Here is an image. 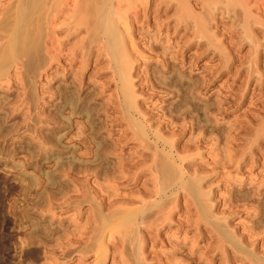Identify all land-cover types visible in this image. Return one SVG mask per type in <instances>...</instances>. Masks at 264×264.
<instances>
[{
  "label": "rangeland",
  "instance_id": "obj_1",
  "mask_svg": "<svg viewBox=\"0 0 264 264\" xmlns=\"http://www.w3.org/2000/svg\"><path fill=\"white\" fill-rule=\"evenodd\" d=\"M64 1L69 3L63 5L66 10L72 0ZM188 1L194 8L193 17L189 16L190 6L186 17L185 5L178 8L180 1H176L171 9L163 6L160 12L142 14L132 22L134 42L124 58L131 62L132 81L128 85L133 91L126 97L110 56L99 53L97 43L88 55L76 45L91 34L85 25L72 36L65 32L68 38L62 36L64 33L61 40L58 36L50 53L52 46L43 38V56L34 67L26 53L14 56L11 41L26 0H0V264H96V255L80 251L82 241L70 234L69 238L67 229L74 232L82 226V230L88 222L87 227H91L93 218L88 216L107 200L114 203L127 193L142 194V189L152 185L151 170L136 180L128 165L137 159L151 165L155 151L171 148L187 155L178 163L186 173L191 171L187 180L196 195L175 191V203L169 205H176L175 213L171 224L162 227L160 239L168 234L181 237L180 241L187 237L186 247L182 251L178 245L159 241L156 253L151 254L148 247L146 263L264 264V0ZM154 2L152 6L158 4ZM61 16L63 20L67 17L66 22L61 18L59 22L68 29L72 20ZM26 22L25 27L33 30V24ZM49 54L56 56L53 62ZM84 98L89 101L80 105ZM73 99L81 109L70 104ZM134 123L145 126L141 138H137ZM97 150V157L109 160L107 177L98 173L102 164L93 162ZM88 157L93 161L87 162ZM118 170L126 172L123 179ZM127 178L130 180L125 181ZM109 195L114 197L108 199ZM200 197L207 201L201 202ZM122 256L117 254L114 260L111 255L105 264H118L116 261L125 258Z\"/></svg>",
  "mask_w": 264,
  "mask_h": 264
},
{
  "label": "bare ground",
  "instance_id": "obj_2",
  "mask_svg": "<svg viewBox=\"0 0 264 264\" xmlns=\"http://www.w3.org/2000/svg\"><path fill=\"white\" fill-rule=\"evenodd\" d=\"M19 1V0H18ZM64 1V0H63ZM61 1V0H26V5L24 7L26 8H22V11L24 10V15L23 18L21 19H16V21L18 20L15 30H14V41L12 39L11 42H13L12 44H14V50H13V55H19L22 53V55L24 56V54H27V58L28 56L31 58H28L29 60H31V64L33 63L32 67H34L37 63H39V61L41 60L40 58L43 56L41 55L40 57V42L41 40H43V38H45L44 40L47 41L48 45L49 43L51 44V48L49 49V53L50 51H53V48L56 47L54 46V41H56L58 43V36H59V40L60 39V35H62V33H64L65 37H69V35L71 34V36L73 34H77L75 33V31H79L80 29H82V27H84L89 31H87V33H91L90 36L84 40H82L79 44H76L77 46H80V48L82 50H84L85 54L88 55V51L92 48L93 43H97L98 47L100 48L99 50H97L99 53H101L103 55L106 54L108 56H110V58L112 59V61L115 62L116 65V73H118L119 79L121 81V83L123 84V94L127 97V95L129 93H132L131 89L129 88L128 83L131 80V62L128 61V58L125 55H128V51L131 50V46L133 43L132 42V38H133V31H132V22L136 19H139L141 17L142 14L144 15H148L149 13L153 14V12L158 11L159 12L161 9H163V6H166V8H170L173 7L174 2L176 3V1H180L178 2V8L179 6L182 7L184 6V8L182 7V9H184L186 11H182V9L180 10V13L184 14L186 17H188L189 15V11L192 10V7L190 6V1L188 0H156L158 2V4L156 5V1L153 2L155 3L154 6H152V0H70V7H67V9L65 10L66 7H63V5L66 6V4L68 3L67 1ZM188 5H186V2ZM212 1V0H211ZM67 2V3H66ZM199 2V4H201L200 1L197 0V3ZM203 2V1H202ZM211 3L210 1H206ZM215 2V1H214ZM218 2V1H216ZM227 2V0H226ZM239 2V1H238ZM248 2V1H247ZM23 3V2H22ZM229 3V2H228ZM234 3V2H233ZM24 4V3H23ZM45 4V7L42 6ZM69 4V3H68ZM67 4V6H69ZM150 4V6H149ZM195 4V3H194ZM221 4V3H220ZM224 4V3H223ZM222 4V6H223ZM241 5V3H239ZM22 5V4H21ZM128 7H127V6ZM208 5V4H206ZM211 5V4H210ZM231 5V4H229ZM228 5V6H229ZM127 8H126V7ZM141 6V7H139ZM190 6V7H187ZM196 6V5H195ZM202 5H200L201 7ZM209 6V5H208ZM213 6V5H212ZM226 6V5H225ZM224 6V7H225ZM23 7V6H22ZM42 7V8H41ZM44 7V9H43ZM197 7V6H196ZM203 7V6H202ZM201 7V8H202ZM242 7V6H241ZM251 7V6H250ZM161 8V9H160ZM177 8V13L179 12ZM188 8L190 10H188ZM216 8V7H215ZM214 8V10H216ZM229 8V7H228ZM238 8V7H237ZM42 9V10H41ZM175 9V8H174ZM204 9V8H203ZM207 9V8H205ZM210 9V8H209ZM219 9V8H218ZM234 9V8H233ZM236 9V8H235ZM42 13H40L41 11ZM167 10V9H166ZM194 10V8H193ZM193 10H192V15L190 14L189 16L193 17ZM221 10V9H220ZM223 10V9H222ZM182 11V12H181ZM197 11V10H196ZM202 11V10H200ZM39 12V13H38ZM165 12V11H164ZM204 12V10H203ZM207 12V11H206ZM211 12V10H210ZM215 12V11H214ZM18 13V12H17ZM23 13V12H22ZM21 13V14H22ZM157 13V12H156ZM196 13V12H195ZM201 13V12H200ZM235 13V12H234ZM243 13V12H242ZM62 14H65L68 16L69 19H71L72 21L68 24V29H66L64 26V24L61 23V20L59 22V18L62 19ZM180 14V15H181ZM225 14V13H224ZM184 15H182V18L184 17ZM198 15V14H195ZM204 15V14H203ZM236 15V14H235ZM238 15V14H237ZM248 15V14H247ZM130 16L133 17V19L131 20ZM177 15H175L176 17ZM202 16V14H201ZM206 16V15H205ZM229 16V15H228ZM17 17V16H16ZM22 17V16H21ZM65 17V16H64ZM71 17V18H70ZM157 17V16H156ZM155 17V18H156ZM159 17V16H158ZM157 17V18H158ZM161 17V16H160ZM159 17V18H160ZM180 17V16H178ZM192 17H189L192 18ZM249 17V16H247ZM246 17V20H247ZM177 18V17H176ZM180 18V20L182 19ZM214 18V17H213ZM67 19V17H66ZM65 19V20H66ZM131 21H130V20ZM186 20V23H190L187 22V18H184ZM183 19V20H184ZM201 19V18H199ZM29 20H31L29 23L32 25L34 29L31 30V26L29 27H25V23L24 22H28ZM63 20V19H62ZM63 20V21H65ZM39 21V22H37ZM137 21V20H136ZM135 21V22H136ZM139 21V20H138ZM164 21V20H163ZM252 21V19H251ZM254 21V20H253ZM26 22V23H27ZM43 22V23H42ZM66 22V21H65ZM185 22V21H184ZM247 22V21H246ZM29 23H27L29 25ZM181 23V21H180ZM39 24V25H38ZM135 24V23H134ZM161 24V23H160ZM183 24V23H182ZM43 25V26H42ZM185 25V24H184ZM192 25V24H191ZM205 24H202V26ZM208 25V24H207ZM177 26V25H176ZM175 26V27H176ZM206 26V25H205ZM204 26V27H205ZM209 26V25H208ZM137 27H139L137 25ZM189 27V24H188ZM191 27V26H190ZM189 27V28H190ZM160 28V27H159ZM195 28V27H194ZM245 28V26H244ZM14 29V28H13ZM12 29V30H13ZM74 29V30H73ZM85 29V31H86ZM142 29V28H141ZM144 29V28H143ZM148 29V28H147ZM156 29V28H155ZM187 29V28H186ZM185 29V30H186ZM197 30L198 27L196 28ZM42 30L44 33H42ZM74 32H73V31ZM152 30V29H151ZM177 30V29H176ZM184 30V29H183ZM81 31V30H80ZM159 31V30H158ZM191 31V30H190ZM193 31V30H192ZM209 31V30H208ZM65 32L67 34V36L65 35ZM135 32V31H134ZM142 32V31H141ZM187 32V30H186ZM202 33V31H200ZM73 33V34H72ZM145 33V31H144ZM148 33V32H147ZM192 33V32H191ZM199 33V32H198ZM206 33V31H205ZM210 33V32H209ZM208 33V34H209ZM204 34V33H203ZM154 35V34H153ZM201 35V34H200ZM199 35V36H200ZM145 36V35H144ZM148 36V34H147ZM203 36V35H202ZM67 37V38H68ZM135 37V36H134ZM141 37V36H138ZM159 37V36H158ZM66 38V39H67ZM145 38V37H144ZM204 38V37H203ZM65 39V40H66ZM154 39V38H153ZM160 39V37H159ZM64 40V39H63ZM136 40V39H135ZM78 41V40H77ZM44 42V41H43ZM60 42V41H59ZM65 42V41H64ZM63 43V42H62ZM11 44V45H12ZM155 44V43H154ZM136 45V44H135ZM54 46V47H53ZM64 46V45H63ZM95 46V45H94ZM45 46H43L44 49ZM137 47V46H136ZM9 48L10 45H9ZM13 48V47H12ZM73 48V47H72ZM79 48V47H78ZM57 49V48H56ZM75 49V48H74ZM73 49V50H74ZM11 51V49H9ZM60 49H58L59 51ZM76 50V49H75ZM92 50V49H91ZM136 50V49H135ZM139 50V49H138ZM56 51V50H55ZM61 51V50H60ZM71 51V49H70ZM69 51V52H70ZM81 51V50H80ZM47 52V53H48ZM131 52V51H130ZM24 53V54H23ZM64 53V52H63ZM79 53V52H78ZM83 53V52H82ZM81 53V54H82ZM83 53L82 57L85 56V54ZM134 53V52H133ZM175 53V52H174ZM46 54V53H45ZM72 54V53H71ZM91 54V53H90ZM89 54V55H90ZM98 54V53H97ZM100 54V56H101ZM132 53H130L131 55ZM20 57H23V56ZM54 55V54H53ZM86 55V56H87ZM99 55V54H98ZM97 55V56H98ZM26 57V55H25ZM89 57V56H88ZM135 57V56H133ZM45 58V57H44ZM49 58L50 61L53 62V60L56 58V56H52L49 54ZM85 58V57H84ZM99 58V56H98ZM103 58V56L101 57ZM19 59V58H18ZM58 59V58H57ZM56 59V60H57ZM60 59V58H59ZM133 59V58H132ZM138 59V58H137ZM76 60V59H74ZM73 60V61H74ZM78 60V59H77ZM79 61V60H78ZM89 61L88 59L86 60V62ZM131 61V58H130ZM29 62V61H28ZM82 62V61H81ZM84 62V63H86ZM129 62V63H128ZM49 63V62H48ZM65 63V62H64ZM88 63V62H87ZM86 63V64H87ZM111 63V61H110ZM42 64V63H41ZM45 64V63H44ZM130 64V65H129ZM3 65V64H2ZM26 65V64H25ZM85 65V64H84ZM83 65V66H84ZM4 66V65H3ZM51 66V65H49ZM27 67V66H26ZM29 67V66H28ZM39 67V66H38ZM85 67V66H84ZM71 68V67H70ZM103 68V67H102ZM27 69V68H26ZM98 69V68H97ZM135 69V68H134ZM80 70V69H79ZM83 70V69H82ZM154 70V69H153ZM4 71V69H3ZM26 71V70H25ZM28 71V70H27ZM100 72V71H99ZM174 72V70H173ZM96 73V72H95ZM1 74V73H0ZM94 74V73H93ZM94 76V75H93ZM177 76V75H176ZM78 77V76H77ZM1 78V77H0ZM35 78V76H34ZM51 78V77H50ZM33 78H31L32 80ZM75 80V79H74ZM163 80V79H162ZM89 81V80H88ZM78 82V81H77ZM118 83V82H117ZM67 85V84H66ZM69 85V83H68ZM195 85V84H194ZM169 86V85H168ZM67 87V86H66ZM196 87V86H195ZM73 88V87H72ZM103 88V87H102ZM169 88V87H168ZM170 89V88H169ZM173 89V86H172ZM47 90V89H46ZM71 91V90H70ZM116 91V90H115ZM178 92V91H176ZM48 93V92H47ZM52 95V94H51ZM56 95V94H55ZM122 95V94H121ZM72 96V95H71ZM74 96V95H73ZM135 96V95H134ZM188 96V95H187ZM118 97V96H117ZM189 97V96H188ZM50 98V97H49ZM80 98V97H79ZM131 98V97H130ZM129 98V99H130ZM134 98V97H133ZM193 98V97H192ZM128 100V98H126ZM132 99V98H131ZM79 100V99H78ZM125 100V98H124ZM77 100H72L70 102V104H74V106L76 107V109H81L80 105L82 104H86L87 101H89L88 99L84 98L81 100L80 105L76 102ZM131 103V100L128 101ZM184 102V101H183ZM196 102V101H195ZM138 103V102H137ZM177 103V102H176ZM174 104V103H173ZM205 104V103H204ZM133 105V104H132ZM131 106V104L129 105ZM135 106V105H134ZM190 106V105H189ZM210 106V105H209ZM58 107V106H57ZM88 107V106H86ZM99 107V106H98ZM194 107V106H193ZM204 107V106H203ZM73 108V107H72ZM131 109V107H129ZM180 108V107H179ZM188 108V107H187ZM52 109V108H51ZM87 109V108H86ZM91 109V108H89ZM205 109V108H204ZM97 110V109H96ZM132 110H137V108L135 109V107H132ZM183 110V109H182ZM181 110V111H182ZM195 110V109H194ZM83 111V109H82ZM91 111V110H90ZM94 111V110H93ZM106 111V110H105ZM142 111V109H141ZM50 112V111H49ZM140 112V111H138ZM143 112V111H142ZM145 112V111H144ZM200 112V111H199ZM92 113V112H91ZM57 114V113H56ZM67 114V113H66ZM53 115V114H52ZM124 115V114H123ZM71 116V115H70ZM107 118V117H106ZM122 118V117H121ZM59 119V118H58ZM77 119V118H76ZM101 119V118H100ZM130 119V118H129ZM6 120V119H5ZM120 120V119H119ZM126 120V119H124ZM79 121V120H78ZM114 121V120H113ZM118 121V119H117ZM150 121V120H149ZM49 122V121H48ZM89 122V121H88ZM210 122V121H208ZM51 123V122H50ZM207 123V122H206ZM65 124V123H64ZM70 124V123H69ZM102 124V123H101ZM100 124V125H101ZM133 124V123H132ZM140 124V123H139ZM138 123H134L135 127L138 129L136 131L137 134V138H141L142 134H144V127L142 128ZM3 125V124H2ZM1 125V126H2ZM99 125V126H100ZM118 125V124H117ZM206 125V124H205ZM152 127V126H151ZM150 127V128H151ZM105 128V127H104ZM210 128V127H209ZM85 130V129H84ZM114 130V129H113ZM1 131V130H0ZM174 131V130H172ZM50 132V131H49ZM81 132V131H80ZM179 132V131H178ZM177 132V133H178ZM124 133V132H123ZM1 134V133H0ZM109 134V133H108ZM118 134V133H117ZM116 134V136H117ZM169 134V133H168ZM82 135V134H81ZM103 135V134H102ZM125 135V134H124ZM145 135V134H144ZM143 135V136H144ZM154 135V134H153ZM199 135V134H198ZM110 136V134H109ZM155 136V135H154ZM6 137V136H5ZM54 137V136H53ZM133 137V136H132ZM195 137V136H194ZM81 138V137H80ZM86 138V137H85ZM172 138V137H171ZM204 138V137H203ZM39 139V138H38ZM158 139V138H157ZM256 140V139H254ZM253 140V141H254ZM188 141V140H187ZM88 142V140H87ZM105 143V141H103ZM102 142V144H103ZM114 142V141H113ZM157 142V141H156ZM167 142V141H166ZM198 142V141H197ZM196 142V143H197ZM107 143V141H106ZM187 143V142H186ZM38 144V143H37ZM87 144V143H86ZM101 144V143H100ZM203 144V143H202ZM59 145V144H58ZM105 145V144H104ZM117 145V144H116ZM145 145V144H144ZM158 145V144H156ZM169 145V144H168ZM196 145V144H195ZM44 146V145H43ZM102 146V145H101ZM100 146V147H101ZM183 146V145H182ZM190 146V145H189ZM197 146V145H196ZM213 146V145H212ZM225 146V145H224ZM76 147V146H75ZM90 147V146H89ZM106 147V145L104 146ZM110 147V145H109ZM120 147V146H119ZM153 147V146H152ZM172 147V146H171ZM181 147V146H180ZM26 148V147H25ZM99 148V147H98ZM97 148V149H98ZM122 148V147H121ZM151 148V147H150ZM189 148V147H187ZM86 149V148H85ZM89 149V148H88ZM102 151V148H99ZM107 152L108 151V148ZM154 149V148H153ZM166 148H163V150H165ZM170 149V148H169ZM181 149V148H180ZM190 149V148H189ZM104 150V149H103ZM110 150V149H109ZM112 150V149H111ZM110 150V151H111ZM117 150V149H116ZM184 150V148L182 149ZM192 150V149H191ZM224 150V149H223ZM81 151V150H80ZM94 151V150H93ZM98 151V150H97ZM95 151V157H97L99 151L97 152ZM140 151V150H139ZM177 151V150H176ZM175 150H173L172 148L170 150L166 149V152H160L159 150L155 151V155H154V162L152 160V164L150 165V162H141L140 160H135L136 162L133 164H129V170L131 171V173L133 172V176L136 180H138L140 177H142V173L145 170H151L150 172L153 175V180H150L152 182V185H149L148 187H146L145 189H142L143 192L142 194L140 193H127V195L125 194L123 196V194L121 196L123 197H119V195H117L115 192V195H117L116 199L118 198V200H114V198H112L114 200V203H108L109 200H107L106 204H102L101 207L92 210V216H88L93 218L94 224L91 225V227H87V223L85 225V227L83 226V228H81L82 230H80L79 228L82 226H78L79 228L74 229V232H71L73 230V228H71L72 230L69 231V229H64L67 232L65 233V231L63 233L65 234H69L70 235H74L75 237L77 236L83 243L82 244V250L83 252H92L96 255V264H105L106 260L113 255L114 256V260H115V256L117 254H120L122 257L125 256V258L123 260L120 261H116V263H120V264H147L146 263V251L148 249L149 246H151L150 248V253H156V245L159 241L165 242V244L171 245L172 247H176V245H178L177 249H182L186 247V240L187 237L184 239V241H180L179 239L181 238H176L175 234H168V236H165L164 238L160 239L164 232V229H162L163 226H167L170 225L172 218L174 216L175 213V209H176V205L175 206H170L172 205V199L173 197L176 195L177 192H175L176 190L178 192H180V190L185 193V194H190V195H196V189H194V186L190 183V181L187 180V175H188V171L187 173L182 169V164H179L178 162L180 161L181 163L185 160V156L187 158V155H183L181 156L179 153V151L176 152ZM228 151V150H227ZM71 152V151H70ZM106 152V153H107ZM118 152V151H117ZM182 152V151H181ZM229 152V151H228ZM92 153V152H90ZM105 153V152H104ZM210 153V152H209ZM230 153V152H229ZM93 154V153H92ZM119 154V153H118ZM228 154V153H227ZM103 155V154H102ZM106 156V154H104ZM113 155V154H112ZM120 155V154H119ZM218 155V154H217ZM225 155V153H224ZM82 156V155H81ZM90 156V155H89ZM109 156V155H108ZM121 156V155H120ZM158 156V157H157ZM204 156V155H203ZM32 157V156H31ZM44 157V156H43ZM66 157V156H65ZM92 157V156H91ZM102 157V156H101ZM119 157V156H118ZM147 157H150L147 156ZM211 157V156H210ZM229 157V155H228ZM106 158V157H105ZM132 158V157H131ZM213 158V157H212ZM225 158V157H224ZM84 159V158H83ZM86 159V158H85ZM121 160L123 158H120ZM118 159V160H120ZM145 159V158H144ZM229 159V158H228ZM108 160V158H107ZM105 161V159L99 158V156L95 159V161L93 160H89L88 157V161H93L94 163H101L102 166L99 167V171L98 173H101V175H105V177H107L106 175L109 173V169L107 168L108 166L107 163H109L108 161ZM128 160V159H127ZM219 160V159H218ZM237 160V159H236ZM242 160V159H241ZM63 161V160H61ZM60 161V162H61ZM73 161V159H72ZM85 161V160H84ZM132 161V160H131ZM143 161V160H142ZM146 161V160H145ZM232 161V160H231ZM238 161V160H237ZM86 162V161H85ZM128 162V161H127ZM227 162V161H226ZM24 163V162H23ZM59 163V162H58ZM90 163V162H89ZM93 163V166H94ZM111 163V162H110ZM114 163V162H113ZM118 163V162H117ZM116 163V164H117ZM125 164V162H123ZM238 163V162H237ZM71 164V163H70ZM243 164V163H242ZM65 165V164H64ZM99 165V164H98ZM97 165V166H98ZM127 165V163H126ZM227 165V164H226ZM232 165V164H231ZM238 165V164H237ZM81 166V165H80ZM85 166L87 167L86 163ZM89 166V165H88ZM110 166V164H109ZM112 166V165H111ZM66 167V166H64ZM95 167V166H94ZM93 167V168H94ZM120 167V166H119ZM185 167V166H184ZM69 168V167H68ZM73 168V167H71ZM75 168V167H74ZM85 168V167H82ZM112 168V167H111ZM110 168V169H111ZM124 168V167H123ZM193 168V167H192ZM79 169V168H78ZM81 169V168H80ZM87 169H91L90 167ZM195 169V168H194ZM199 169V168H198ZM116 170V169H115ZM48 171V170H47ZM51 171V170H50ZM57 171V170H56ZM95 171V170H94ZM119 171V170H118ZM117 171V172H118ZM87 172V171H86ZM137 172V173H136ZM191 172V171H190ZM198 172V171H197ZM25 173V172H24ZM96 173V172H95ZM122 173V171L118 172V174ZM216 173V172H215ZM66 174V173H65ZM117 174V173H116ZM123 175L119 176V178L123 179L122 177L126 174L122 173ZM89 175V174H88ZM91 175V173H90ZM110 175V174H109ZM192 175V174H191ZM50 176V175H49ZM64 176V175H63ZM127 176V175H126ZM130 176V177H129ZM132 175H128L129 178L134 179L131 177ZM150 176V175H149ZM33 177V176H32ZM84 177V176H83ZM101 177V176H100ZM111 177V176H110ZM115 178V176H113ZM195 177V176H194ZM109 178V177H108ZM125 178V177H124ZM190 178V177H189ZM198 178V175H197ZM24 179V178H23ZM84 179V178H83ZM107 179V178H106ZM196 179V178H195ZM194 179V180H195ZM204 179V178H203ZM236 179V178H235ZM40 180V179H39ZM128 181L130 179H125V181ZM147 180V179H146ZM193 180V178H192ZM240 180V179H239ZM30 181V180H29ZM108 181V180H106ZM135 181V180H133ZM238 181V180H237ZM44 182V181H43ZM123 182V181H122ZM121 182V183H122ZM144 182V181H143ZM198 182V180H197ZM250 182V181H249ZM52 183V182H51ZM109 183V182H108ZM134 183V182H133ZM148 183V182H145ZM199 183V182H198ZM196 183V184H198ZM241 183V182H240ZM47 184V183H46ZM56 184V183H55ZM130 184V183H129ZM137 184V183H135ZM149 184V183H148ZM251 184V183H250ZM41 185V184H40ZM51 185V184H50ZM84 185V184H83ZM90 185V184H89ZM100 185V184H99ZM102 185V184H101ZM27 186V185H26ZM60 186V185H59ZM76 186V185H75ZM87 186V185H86ZM104 186V185H103ZM109 186V185H108ZM107 186V187H108ZM122 186V185H121ZM132 186V185H131ZM137 186V185H136ZM145 186V185H144ZM199 185H197L198 187ZM65 187V186H64ZM78 187V186H77ZM101 187V186H100ZM129 187V186H128ZM138 187V186H137ZM95 188V187H94ZM106 188V187H105ZM200 188V186L198 187ZM27 189V188H26ZM34 189V188H33ZM139 189V188H138ZM206 189V188H205ZM50 190V189H49ZM58 190V189H57ZM63 190V189H62ZM71 190V189H70ZM75 190V189H74ZM87 190V189H86ZM118 190V189H117ZM199 190V189H198ZM1 191V190H0ZM106 191V190H105ZM201 189H200V193H201ZM212 191V190H210ZM34 192V191H33ZM53 192V191H52ZM55 192V191H54ZM53 192V193H54ZM72 192V190L70 191ZM77 192V191H76ZM91 192V191H90ZM104 192V191H103ZM109 192H111L109 190ZM204 192V191H203ZM65 193V192H64ZM68 193V192H67ZM85 193V192H84ZM106 193H108L106 191ZM113 193V191H112ZM110 193V194H112ZM66 194V193H65ZM91 194V193H90ZM120 194V193H119ZM11 195V193H10ZM83 195V193H82ZM86 195V194H85ZM94 195V194H93ZM92 195V196H93ZM96 195V194H95ZM101 195V194H100ZM107 195V194H105ZM251 195V194H250ZM63 196V195H62ZM70 196V195H69ZM113 195H109V197H111ZM187 196V195H186ZM202 196V195H200ZM210 196V195H209ZM77 197V196H75ZM94 197V196H93ZM92 197V198H93ZM101 197V196H100ZM114 197V196H113ZM191 197V196H190ZM194 197V196H193ZM197 197V196H196ZM81 198V197H80ZM201 198V197H200ZM203 198V197H202ZM201 198V202L202 200H205L204 198ZM210 198V197H209ZM248 198V197H247ZM28 199V198H27ZM30 199V198H29ZM83 199V198H82ZM88 199V198H87ZM104 199V198H103ZM208 199V198H206ZM32 200V199H31ZM48 200V199H47ZM84 200V199H83ZM212 200V199H211ZM13 201V200H12ZM193 201V200H192ZM207 201V200H205ZM215 202V200H213ZM49 202V201H48ZM57 202V201H56ZM60 202V201H58ZM63 202V201H62ZM198 202V201H197ZM209 202V201H208ZM261 202V201H260ZM17 203V202H16ZM37 203V201H36ZM102 203V202H100ZM139 203V204H138ZM175 202H173L174 204ZM185 203V202H184ZM40 205V203H38ZM43 204V203H42ZM78 204V203H77ZM183 205V204H182ZM204 208L207 206L204 203ZM215 205V204H214ZM19 206V205H18ZM65 206V205H64ZM90 206V205H89ZM209 206V205H208ZM213 206V205H211ZM188 207V206H187ZM203 207V206H202ZM210 208V207H209ZM208 209V208H207ZM189 210V209H188ZM206 210V209H205ZM208 211V210H207ZM206 211V212H207ZM215 211V210H214ZM45 212V211H44ZM51 212V211H50ZM195 212V211H194ZM210 212V211H209ZM91 213V212H90ZM215 213V212H214ZM226 213V212H225ZM47 214V213H46ZM54 214V213H53ZM188 214V212H187ZM208 214V213H206ZM210 214V213H209ZM227 214V213H226ZM229 214V212H228ZM180 215V214H179ZM194 215V214H193ZM196 215V214H195ZM202 215V214H200ZM216 215V214H214ZM81 216V215H80ZM213 217V216H212ZM252 217V216H251ZM72 218V217H71ZM89 218V219H91ZM183 219V218H182ZM200 219V218H199ZM254 219V218H253ZM261 219V218H260ZM40 220V219H39ZM223 220H225L223 218ZM36 221V220H35ZM62 221V220H61ZM72 221V220H71ZM88 221V220H87ZM90 221V220H89ZM190 221V220H189ZM188 221V222H189ZM74 222V221H73ZM222 222V221H221ZM261 222V221H260ZM170 223V224H169ZM186 223V222H185ZM224 223H226V220L224 221ZM223 224V223H221ZM257 224V223H256ZM183 225V224H182ZM192 225V224H191ZM206 225V224H205ZM230 225V224H229ZM68 226V225H67ZM186 226V225H185ZM196 226V225H195ZM207 226V225H206ZM227 226V225H226ZM264 226V225H263ZM34 227V226H33ZM36 227V226H35ZM55 227V226H54ZM70 227V226H69ZM182 227V226H181ZM224 227V226H223ZM232 227V226H231ZM38 228V227H37ZM36 228V229H37ZM79 231H76L78 230ZM225 229V228H224ZM228 229V228H227ZM62 230V228H61ZM226 230V229H225ZM35 231V230H34ZM228 231V230H227ZM233 231V230H232ZM186 232V231H185ZM173 233V231H172ZM228 233V232H227ZM253 233V232H252ZM234 235V233H232ZM230 235V234H229ZM239 234H237L238 236ZM63 236V235H62ZM66 236V235H64ZM251 236V235H250ZM255 236V234H254ZM76 237V240L78 239ZM185 237V236H184ZM67 238V237H66ZM70 238V236H69ZM74 238V237H73ZM57 239V238H56ZM65 239V237H64ZM78 239V240H79ZM72 240V239H70ZM75 240V241H76ZM183 240V239H182ZM240 240V238H239ZM74 241V240H72ZM241 241V240H240ZM66 242V241H65ZM24 243V242H23ZM51 243V242H50ZM79 243V242H77ZM190 243V242H188ZM208 243V242H207ZM245 243V242H244ZM253 243V242H252ZM191 244V243H190ZM197 244V243H196ZM214 244V243H212ZM48 245V244H47ZM79 245V244H78ZM189 245V244H188ZM53 246V245H52ZM67 246V245H66ZM70 246V245H69ZM68 246V247H69ZM77 247V246H76ZM72 248V247H71ZM70 248V249H71ZM79 248V246H78ZM170 248V247H169ZM69 249V250H70ZM171 250V249H170ZM190 250V249H189ZM208 250V249H206ZM50 251H52L50 249ZM72 251V250H71ZM180 251V250H179ZM203 251V250H202ZM210 251H212L210 249ZM220 251H221V247H220ZM70 252V251H69ZM214 252V251H213ZM228 252V251H227ZM61 253V252H60ZM67 253V252H66ZM164 253V252H163ZM190 253V252H189ZM83 254V253H82ZM44 255V254H43ZM71 255V254H70ZM87 255V254H86ZM148 255V254H147ZM160 255V254H159ZM201 255V254H200ZM227 255V254H226ZM229 255V254H228ZM119 256V255H118ZM168 256V255H167ZM198 256V255H197ZM151 258V257H150ZM157 258V257H156ZM175 258V257H174ZM181 258V257H180ZM191 259V258H190ZM155 260V259H154ZM167 260V259H166ZM224 260V259H223ZM227 260V259H226ZM188 261V260H187ZM255 261V260H254ZM262 261V260H261ZM148 262V261H147ZM227 262V261H226ZM253 262V261H252ZM172 263V262H171ZM175 263V262H174ZM179 263V262H178ZM191 263V262H190ZM188 264V263H186ZM225 264V263H224Z\"/></svg>",
  "mask_w": 264,
  "mask_h": 264
}]
</instances>
